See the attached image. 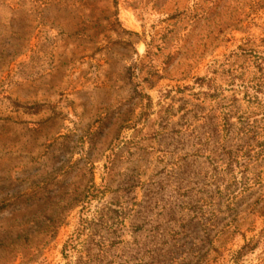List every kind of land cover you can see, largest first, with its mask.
I'll use <instances>...</instances> for the list:
<instances>
[{
    "label": "rangeland",
    "instance_id": "374dc122",
    "mask_svg": "<svg viewBox=\"0 0 264 264\" xmlns=\"http://www.w3.org/2000/svg\"><path fill=\"white\" fill-rule=\"evenodd\" d=\"M0 264H264V0H0Z\"/></svg>",
    "mask_w": 264,
    "mask_h": 264
}]
</instances>
